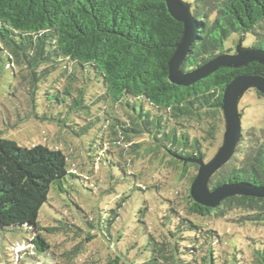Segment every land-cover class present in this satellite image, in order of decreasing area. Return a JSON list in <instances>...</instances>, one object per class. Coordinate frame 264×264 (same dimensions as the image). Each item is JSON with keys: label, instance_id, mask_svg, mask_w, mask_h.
Wrapping results in <instances>:
<instances>
[{"label": "trees", "instance_id": "obj_1", "mask_svg": "<svg viewBox=\"0 0 264 264\" xmlns=\"http://www.w3.org/2000/svg\"><path fill=\"white\" fill-rule=\"evenodd\" d=\"M191 10L200 28L182 70L231 52L224 49V43L233 32L241 37L252 33V46L264 49V0H195ZM183 32V22L173 17L166 0H0V58L22 78L32 101L40 81L64 66L73 82L79 79L80 69H92L105 89L100 98L104 96L113 108L105 120L110 138L102 140L100 153L108 152L106 148L114 143L121 170L133 176L128 188L144 194L135 220L144 228L133 230L130 236L120 227L121 208L131 193L117 194L115 207L106 209L99 219L85 213L84 205L70 194L74 209L84 214L81 218L90 229H86L89 239L103 237L129 264H264L263 237H250L241 249L236 240H226L219 230L202 222L210 216L228 217L264 228V198L234 195L213 208L191 196L198 160L207 161L210 147L218 145L225 127L226 86L236 76L264 72V64L254 61L240 68L222 67L191 85L175 84L169 78V62ZM250 90L264 98L257 89ZM56 96L75 115L90 113L83 88L70 83L57 88ZM121 140L127 146L119 144ZM102 155L90 156V167L87 163L88 168L72 170L62 149L41 143L22 146L0 136V229L55 232L70 225L79 229L58 218L60 226H41V209L52 190L54 200L59 192L78 189L74 181L81 183L80 188L101 190L92 179ZM135 158L149 164L148 171L139 169ZM108 160L111 165L116 162ZM168 176L176 183L167 182L171 186L165 187ZM241 181L264 185V130L257 132L253 127L243 133L235 155L209 185ZM156 203L162 208L153 217ZM180 203L186 204V215L178 208ZM33 241L41 252L51 247L40 232ZM225 242L229 249H222ZM133 249L139 253L129 260Z\"/></svg>", "mask_w": 264, "mask_h": 264}, {"label": "rangeland", "instance_id": "obj_2", "mask_svg": "<svg viewBox=\"0 0 264 264\" xmlns=\"http://www.w3.org/2000/svg\"><path fill=\"white\" fill-rule=\"evenodd\" d=\"M184 1L193 4L195 0ZM240 39H243L245 47H250L255 42L252 33L241 37L238 32H233L225 41L224 49L235 51ZM6 62L0 58V136L16 140L22 146L41 143L51 148L62 149L68 156L69 167L72 170L79 167L88 168L87 163L90 167V156L102 155L100 153L102 140L110 138V134H108L110 129L105 124V120L114 113L113 108L103 99L104 96L100 98L105 93V89L93 70L84 72L80 69V75L77 74L79 79L74 82L70 80L69 72L64 71V66L57 71H52L40 81L36 97L32 101L26 91V84L21 77L14 74L13 68L6 66ZM70 83L75 88L84 89L85 103L90 105V113L86 112L83 116L75 115L68 105L58 102L56 89L64 88ZM240 111L243 114L244 134H248L253 127L257 132L264 130L263 97H259L254 90H248L240 101ZM85 125H89L87 129L84 128ZM224 131L225 127L220 134L218 145L210 147L207 161L213 157L222 144ZM119 144L127 146V142L123 140L119 141ZM109 146L106 148L109 151L102 155L103 161L96 177L92 179L101 187V190L99 188L90 190L87 186L80 188L81 183L74 181L80 189H67L68 193L59 192L54 200L51 199V196L55 195L52 190L49 202L41 209L39 217L41 226L45 228L60 226L61 223L56 220L58 218L77 224L79 229L73 225L67 226L66 230L59 228L55 232L38 231L30 227L0 229V264H129V261L118 250L111 248L103 237L97 235L89 239L86 232L88 226L83 223L84 220L81 218L84 214L74 209L69 196L72 194L73 199L84 205L85 213L99 219L100 214H103L106 209L111 210L115 207L116 203L113 204V202L117 200V194L131 193V197L121 208L120 221L122 224L120 227L130 232V236L133 235L132 232L135 229L136 232L143 230L144 224H138L135 220L144 194L131 191L128 188L133 176H126L121 170L120 161L114 157L116 156L114 143L111 142ZM108 159L116 162L111 165L108 163ZM135 160L137 167L145 171V167L149 164H143V161L140 162L141 159L138 161L135 158ZM146 170L148 171V169ZM159 176L161 175L159 174ZM164 181H166L165 187L170 185L167 182L176 183L169 180V176ZM111 186L114 189L107 192L106 190ZM167 194L172 195L171 192H167ZM66 204L68 206H64ZM161 208L160 203L153 204L152 216L155 217V211L158 212ZM178 208L181 213L186 215L185 203H180ZM153 217L148 218V221L149 219L153 221ZM202 222L206 227L219 230L226 240L230 238L236 240L237 247L241 249H244L243 244L250 237L264 238V228L251 224H239L228 217L210 216ZM39 232L51 245L45 252L38 250L33 241ZM93 233L96 234L97 231H93ZM229 247L230 245L225 242L222 249H229ZM138 253L139 249H133L130 253V256L133 257H130L129 260H134Z\"/></svg>", "mask_w": 264, "mask_h": 264}, {"label": "water", "instance_id": "obj_3", "mask_svg": "<svg viewBox=\"0 0 264 264\" xmlns=\"http://www.w3.org/2000/svg\"><path fill=\"white\" fill-rule=\"evenodd\" d=\"M170 13L183 22L184 32L176 44V50L169 62V78L171 82L188 86L209 76L222 67H245L250 62L264 64V49L243 46L240 40L235 52H224L201 64L184 71L181 69L192 44L198 39L199 21L193 15L191 4L184 0H166ZM250 89H257L264 95V72L246 73L236 76L225 88L223 112L225 131L222 144L211 159H199L198 174L191 185V196L198 203L207 207H218L223 200L234 195H246L264 198V185H255L247 181L227 182L210 187L213 175L227 164L236 153V148L243 136L242 112L240 101Z\"/></svg>", "mask_w": 264, "mask_h": 264}, {"label": "flooded vegetation", "instance_id": "obj_4", "mask_svg": "<svg viewBox=\"0 0 264 264\" xmlns=\"http://www.w3.org/2000/svg\"><path fill=\"white\" fill-rule=\"evenodd\" d=\"M233 52H235V51H233Z\"/></svg>", "mask_w": 264, "mask_h": 264}]
</instances>
